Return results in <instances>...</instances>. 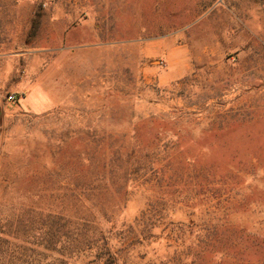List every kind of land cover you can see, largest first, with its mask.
I'll return each instance as SVG.
<instances>
[{
    "label": "rangeland",
    "instance_id": "374dc122",
    "mask_svg": "<svg viewBox=\"0 0 264 264\" xmlns=\"http://www.w3.org/2000/svg\"><path fill=\"white\" fill-rule=\"evenodd\" d=\"M0 264H264V0H0Z\"/></svg>",
    "mask_w": 264,
    "mask_h": 264
},
{
    "label": "built area",
    "instance_id": "2783aa9c",
    "mask_svg": "<svg viewBox=\"0 0 264 264\" xmlns=\"http://www.w3.org/2000/svg\"><path fill=\"white\" fill-rule=\"evenodd\" d=\"M8 100H15L14 95L9 96V99Z\"/></svg>",
    "mask_w": 264,
    "mask_h": 264
}]
</instances>
